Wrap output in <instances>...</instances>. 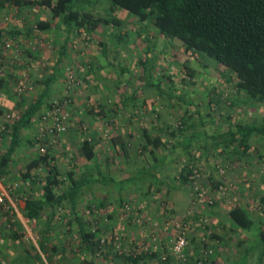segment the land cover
<instances>
[{"label":"rangeland","instance_id":"rangeland-1","mask_svg":"<svg viewBox=\"0 0 264 264\" xmlns=\"http://www.w3.org/2000/svg\"><path fill=\"white\" fill-rule=\"evenodd\" d=\"M87 9L97 17L116 19L120 25L111 23L92 34L80 30L68 39L66 53L73 57L63 60L51 98L23 131L22 145L6 167L9 174L0 179V196L4 197L0 205V264H135L124 262L125 257H139L136 264L223 262L225 248L229 254L264 223V135H252L246 149L239 145L238 137L232 139L228 134L238 124L260 123L264 102L249 100L237 88L234 74L214 60L198 56L184 62L179 40L163 38L150 23L115 8L108 0H91ZM34 35L23 41V50L17 42L12 50L1 51L11 70L10 85L6 82L3 86L8 101H1L6 104L0 110V156L8 146L9 138L2 135L7 125L18 119L41 91L34 71L40 66L33 69L34 64L26 61L32 58L26 53L33 51L42 64L37 56L42 50L28 46L31 41L33 46L42 44L43 37L34 40L38 36ZM50 38L62 39L63 35L53 31ZM52 46L49 42L48 47L57 53L60 47ZM20 61L24 65H17ZM25 61L32 91L18 97L14 80L24 72ZM186 65L192 75L184 71ZM144 67L151 82L176 99L153 89L141 94L137 86L142 84L139 79L146 77ZM42 70L44 75V65ZM130 95V105H122ZM65 98L69 100L68 129L40 138V115L50 102ZM144 133L157 138L159 146L146 147ZM114 136L123 138L127 153L112 145ZM192 136L185 146L184 140ZM83 140L93 144L95 158L91 161L83 155ZM160 156L167 158L155 172L159 186L138 182L118 191L112 183L119 184ZM96 162L112 182L86 187L74 210L60 204L37 221L24 218L23 196L39 198L50 170H57V180L66 182L68 173L79 178ZM32 163L31 177L23 178ZM190 170L184 182L181 173ZM55 193L60 194L61 189ZM236 205L247 210L255 222L251 230L230 227L228 212ZM78 223L87 233L95 234L90 248L80 245ZM178 237L186 241L183 258L172 253ZM151 254L156 258H147Z\"/></svg>","mask_w":264,"mask_h":264},{"label":"trees","instance_id":"trees-1","mask_svg":"<svg viewBox=\"0 0 264 264\" xmlns=\"http://www.w3.org/2000/svg\"><path fill=\"white\" fill-rule=\"evenodd\" d=\"M8 1L19 8L41 9L44 19L37 20V23H35L36 30L47 31L53 29L59 35H63L65 40H68L74 32L80 30L92 34L99 27L111 23L115 26L120 25V21L116 19L95 16L92 11L87 9L88 5L91 4V0ZM108 1L115 8L138 17L142 22L150 23L163 38L179 40L184 47V62L190 59H198V56L208 57L214 60L216 64L223 66L231 74H234L238 80L237 88L243 91L249 100L264 102V0ZM33 30L36 31L35 28ZM15 36L16 31H10L7 35L2 34L0 37V50H3V41L7 38L13 37V40L17 43V37ZM65 47L63 46L62 51L58 54L57 67L61 62ZM105 53L106 50L104 49L103 54L105 55ZM143 64L146 66V62H143ZM144 69L146 77L144 80L139 79L142 84L140 82L137 87L139 89L143 87L153 89L168 98H173L172 93L167 89L151 82L147 67H144ZM121 71L124 72V69ZM184 71L189 75L193 74V71L187 65L184 66ZM56 75L57 72L53 78ZM51 81L50 79L44 82L42 92L26 107L18 119L12 122L10 126L7 125V130L2 133L9 140L5 153L0 156V179L9 174L6 167L11 161V156L22 145L23 131L31 126L36 114L51 98L52 89L49 85ZM200 121L202 124L203 120L201 118ZM228 134L232 139L238 137L239 145H243L247 149V143L252 135H264V116L260 123L238 124L233 130L228 131ZM143 137L146 147L149 144L155 147L159 146L157 138L152 139L148 133H144ZM111 141L113 146L120 147L125 154V143L121 136H114ZM81 149L88 161L95 158L93 144L89 140L82 141ZM43 159L45 160L46 157ZM104 164L107 168L109 164L107 157ZM158 164L159 162H156L150 167L136 170L127 179L118 182L119 185L148 182L151 185L159 186L161 182L155 173L158 170ZM34 165L35 163H32L24 170L23 178L29 179L31 177L29 172ZM52 170L49 171L40 187L41 196L39 198L23 196V216L27 221L32 222L41 219L43 213L47 210L53 212L55 206L60 204H66L71 210H74L77 200L80 199L86 187L94 184L105 185L113 181L108 174L101 171V165L98 162L94 163L91 169H86L79 178H74L73 172L68 173L66 182L57 180V170ZM189 174H191V170L186 171L185 174L181 173L184 182L188 180ZM65 183H67L66 188L61 187ZM112 183L118 185L116 182ZM58 188L61 189L60 194L55 193ZM119 190H122V186ZM228 217L235 229L249 231L255 225L247 210L239 205L229 210ZM52 221L50 219L47 225L50 226ZM257 231L255 246L262 255L264 253V223L257 225ZM78 236L80 237V245L85 248L93 246L95 234L87 233L80 223H78ZM44 247L43 244H40L41 249H44ZM147 258L153 259L156 256L151 254ZM124 260V262L136 264L140 258L125 257ZM161 264L166 263L162 262Z\"/></svg>","mask_w":264,"mask_h":264},{"label":"crops","instance_id":"crops-1","mask_svg":"<svg viewBox=\"0 0 264 264\" xmlns=\"http://www.w3.org/2000/svg\"><path fill=\"white\" fill-rule=\"evenodd\" d=\"M30 9L31 8H27V7L19 8V7L15 6L14 4H11L8 0H0V37L2 34L7 35L8 32H10V31H16L15 37H17V41L19 43V48L20 49L22 48L21 50L24 49L23 41L24 40L29 41L32 38L33 34L38 35L34 40H40L43 37L42 38V41H43L42 44L40 43V45H38V44L34 43V46H33L32 41H31V44H28V46H30L32 49L35 47L39 48V49H37L38 52H40L42 50L40 55L38 54L37 56L38 57L41 56L42 64L45 66L46 71H44V75L40 74L41 72H43V70H42L43 65L35 60V55H34L35 53L33 51H32V53H30V52L26 53V54L30 55V57H32L31 59H33V61H31V59L26 60V61H28L29 64L30 63L34 64L33 69L36 68V66H40V67H37L36 70H34L38 74V78H39L38 81L40 82L39 86L41 88V91L39 92V94L42 92L43 85H45L44 82L47 80H50V79L52 81L49 83V85L51 86V89L53 92V89L55 88L56 81L59 80L58 75H56L55 78H53L55 73L57 72V74H58V72H61L59 67L60 66L62 67L63 60L68 61V57L71 59L73 57V55L71 53L67 54L66 53L67 49H65V51H63L64 53H63V57L61 59V62L59 64V66L57 67L58 54L62 51L63 46H66L65 48L68 47V45H69L67 43L68 40H65V38H62V39H51L50 38L49 39L51 32H53V29H50L47 31L36 30V25H34V23H37V20L44 19V14H43V11L41 9H38V8H32L31 10ZM7 14H9L8 19H7ZM12 16H15V17L9 19V17H12ZM32 28L33 29L35 28L36 31H34ZM49 42L51 43V47H53L52 46L53 44L60 47V49L57 53H53L55 51L52 50L50 47H48ZM87 53H88V51H87ZM97 53L99 54V52H97ZM102 53H103V50H102ZM100 55L103 56V54H101V53H100ZM65 56L67 59L64 58ZM0 61L2 63H4V66L0 67V110H1V109H3V107L6 104V103H3L1 101H4V102L8 101L6 91H5L3 86L4 85L6 86V82L9 84V78L8 77L10 74H8V71H10L11 68L8 66V60L4 59V56H2V53H0ZM11 61L14 62V59H11ZM26 61L24 62L25 64L27 63ZM86 61H89V60H86ZM100 68H104V66H102ZM13 70L16 71V68H14ZM34 71H31V73L34 74ZM18 72H21V69H18ZM140 90H142L141 94H143V92L145 93L146 91H148V89L144 88V87L141 88ZM134 91H135V93L138 92V91H136V88ZM52 92H51V95H52ZM134 95H137V93ZM131 99H132L131 95L128 97H125L122 105H124V106L130 105L129 103H131V101H132ZM179 100L183 101L182 99H179ZM100 107L102 108L103 106L100 105ZM192 139H194V136L189 137L186 140H184V145L185 146L189 145L191 143ZM166 158H167L166 156H160L159 158L154 157L153 163L150 164V166H152L156 162H159V164H158V169H159V167H161L163 162L166 161ZM142 168H147V167H142ZM135 172L136 171H134L132 173H135ZM130 175H131V173L128 176H130ZM124 180L125 179H122V181H124ZM119 184L116 185V187H118V191H119V188L121 186L122 187L126 186V185H119ZM229 225L232 229H235L232 227L231 222H229ZM254 232L255 231H253V233H250L251 238H248L246 242H244V241L238 242L236 248H232L230 250L229 254L227 253L228 248H225L223 253L227 257L223 262L219 261L218 264H264V253L261 255L260 250H258L255 246V242H256L255 237H256V234L258 232L257 233H254ZM238 246H240V247H238Z\"/></svg>","mask_w":264,"mask_h":264},{"label":"built area","instance_id":"built-area-1","mask_svg":"<svg viewBox=\"0 0 264 264\" xmlns=\"http://www.w3.org/2000/svg\"><path fill=\"white\" fill-rule=\"evenodd\" d=\"M15 40L12 38H7L3 41V48L5 51L12 50L17 45ZM18 48V47H17ZM23 64L22 61L18 62L17 65ZM24 65V64H23ZM24 72L19 74L18 80H14L15 87L14 92L16 95L21 96L23 93L32 91V87L29 84L28 78V65L26 64ZM73 80V77H69ZM67 98L64 100H53L50 102L48 108L40 115V138L45 136L47 133L61 134L64 133L69 127V113L67 111ZM42 152H45V149L39 146ZM4 197L0 196V205L3 203ZM186 246V241L184 237H178L175 243L172 245V253L179 257H184V250Z\"/></svg>","mask_w":264,"mask_h":264}]
</instances>
